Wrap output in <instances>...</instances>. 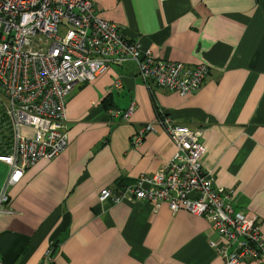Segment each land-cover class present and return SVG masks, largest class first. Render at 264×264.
Segmentation results:
<instances>
[{"label":"crops","instance_id":"0c3cea01","mask_svg":"<svg viewBox=\"0 0 264 264\" xmlns=\"http://www.w3.org/2000/svg\"><path fill=\"white\" fill-rule=\"evenodd\" d=\"M96 13L152 57L208 72L180 96L137 77L131 61L110 65L66 95L67 146L37 159L7 184L0 162L2 264H223L209 246L216 233L202 217L146 200L98 201L103 187L151 174L174 146L161 128L133 145L154 105L197 132L200 165L213 184L231 191L232 207L255 216L264 239V0H91ZM119 79L120 86H113ZM133 103L126 120L105 114ZM238 264H260L255 261Z\"/></svg>","mask_w":264,"mask_h":264},{"label":"built area","instance_id":"2783aa9c","mask_svg":"<svg viewBox=\"0 0 264 264\" xmlns=\"http://www.w3.org/2000/svg\"><path fill=\"white\" fill-rule=\"evenodd\" d=\"M125 61L135 65L148 89L155 85L180 96L194 93L208 72L205 64L188 66L141 52L136 41L97 15L91 0H0V162L8 167L6 185L37 159H53L66 148L65 101L73 86ZM113 86H120L119 79ZM132 110L133 103L107 108L105 114L123 121ZM155 126L173 143L168 161L128 185L103 187L98 201L146 200L156 206L163 202L171 212L182 209L202 217L216 233L218 240L208 244L223 264H264L258 219L234 210L231 191L215 186L204 172L205 149L196 131L157 110L152 121L138 125L131 144ZM6 201L3 189L0 210ZM48 255L47 247L45 261Z\"/></svg>","mask_w":264,"mask_h":264},{"label":"trees","instance_id":"16d2710c","mask_svg":"<svg viewBox=\"0 0 264 264\" xmlns=\"http://www.w3.org/2000/svg\"><path fill=\"white\" fill-rule=\"evenodd\" d=\"M157 109H158V107L156 105H154V111H157ZM57 244L58 243H56V241H55V242L50 243V245L48 246L49 255H48V260L46 261L47 264H52V255H53L54 249H55V247H56Z\"/></svg>","mask_w":264,"mask_h":264}]
</instances>
